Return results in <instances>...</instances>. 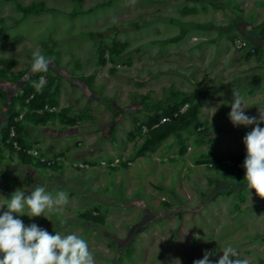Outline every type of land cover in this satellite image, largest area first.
I'll return each instance as SVG.
<instances>
[{"label":"rangeland","instance_id":"1","mask_svg":"<svg viewBox=\"0 0 264 264\" xmlns=\"http://www.w3.org/2000/svg\"><path fill=\"white\" fill-rule=\"evenodd\" d=\"M34 53L54 58L47 73L31 72ZM232 90L258 117L264 0H0V206L18 188L64 191L61 211L18 218L75 233L95 264H194L205 251L217 264L229 245L264 264V199L244 168L254 126L231 123ZM37 94L50 104L33 110ZM12 107L20 133L4 138Z\"/></svg>","mask_w":264,"mask_h":264},{"label":"clouds","instance_id":"2","mask_svg":"<svg viewBox=\"0 0 264 264\" xmlns=\"http://www.w3.org/2000/svg\"><path fill=\"white\" fill-rule=\"evenodd\" d=\"M54 58H46L40 53L33 54L32 73H47ZM46 84V77L41 75L33 87L41 91ZM233 103L229 119L234 127H252L244 137L247 155L244 161L247 189L254 190L264 199V109H259L257 116L246 115L247 100L238 90H232ZM216 109V108H212ZM0 209V264H95L93 253L87 241L75 233L62 236L50 234L33 223L26 226L18 217L30 219L46 217V214L59 212L69 203L67 193L58 192L55 196L47 192L44 186L34 185L30 195L16 189L10 199H6ZM196 239H199L197 236ZM223 255L217 264H249L241 259L240 253L231 245L222 249ZM214 253L205 251L203 258L194 264H212ZM174 264H181L179 259Z\"/></svg>","mask_w":264,"mask_h":264},{"label":"trees","instance_id":"3","mask_svg":"<svg viewBox=\"0 0 264 264\" xmlns=\"http://www.w3.org/2000/svg\"><path fill=\"white\" fill-rule=\"evenodd\" d=\"M38 5H32L30 7H22L23 10H32L35 9ZM31 91L32 89H27V91L25 92V95H23L21 97V100L24 102L27 98H29V96L31 95ZM31 106L33 107V110H37V109H42L45 105L50 104L49 101H47V99L45 98V96L43 94H37L34 95L33 98L30 101ZM170 115L173 114L169 113ZM49 116L50 113L48 111H44L41 113V115H39V113L37 112H33L32 116ZM182 118L184 116H181ZM16 118V113L14 112L13 107L10 110V115H9V120L7 123V126L4 128V133L3 136L4 138L9 136L10 133V129L11 127L17 128L18 134L20 133V129L18 127V124L15 121ZM77 122V121H75ZM170 128L167 126V124H163V125H159V127L153 129L150 132V140L147 141L146 145L144 146L145 150H153V148L161 141V139L167 134L169 133ZM18 141V143L21 145L23 144V142L20 139H16ZM9 147L13 150V145H9ZM26 154V153H24ZM41 165V164H40ZM232 170V168H231Z\"/></svg>","mask_w":264,"mask_h":264},{"label":"bare ground","instance_id":"4","mask_svg":"<svg viewBox=\"0 0 264 264\" xmlns=\"http://www.w3.org/2000/svg\"><path fill=\"white\" fill-rule=\"evenodd\" d=\"M147 19V18H146Z\"/></svg>","mask_w":264,"mask_h":264}]
</instances>
